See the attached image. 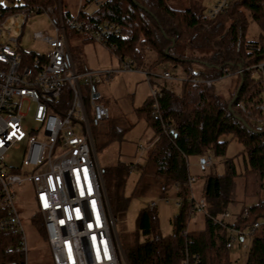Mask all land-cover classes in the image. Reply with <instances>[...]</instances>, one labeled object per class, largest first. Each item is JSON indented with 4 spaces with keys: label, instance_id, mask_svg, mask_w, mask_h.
Wrapping results in <instances>:
<instances>
[{
    "label": "trees",
    "instance_id": "obj_1",
    "mask_svg": "<svg viewBox=\"0 0 264 264\" xmlns=\"http://www.w3.org/2000/svg\"><path fill=\"white\" fill-rule=\"evenodd\" d=\"M6 1L14 4L4 5L0 1L3 8L57 3V0ZM91 1L86 0L81 6L79 17L94 25L104 21L118 25L120 35L110 37L109 41L115 45L110 51L120 61L126 59L145 71L150 80L152 73L158 77L157 105L149 95L135 112L149 130L144 161L101 169L110 212L116 219L125 210L124 176L132 166L138 169L135 194L157 187L161 196L173 189L180 199L179 212L172 220L173 231L167 235L158 230L155 206L148 205L139 211L133 240L124 246L128 264H181L185 251L196 255L198 264H239L237 259H231L230 248L226 247L232 230L250 235L242 264H264V198L259 196L264 187V112L251 106L264 99L260 83L250 70H245L235 74L234 89L222 97L213 84L207 86L191 80L219 78L224 68L233 71L264 60V0L233 1L226 12L213 18L197 7L177 8L167 0H95L96 7L87 12L84 7ZM71 16L68 11L63 12L64 19ZM249 21L258 22L261 28L255 39L246 37ZM24 55L29 61L36 54ZM196 62L211 67L214 74L197 75L193 71ZM166 64L177 67L182 79L159 78ZM236 93L230 110L228 103ZM237 101L246 103V111L236 107ZM106 121L111 124V115ZM232 140L242 145L243 169L238 172L230 157L224 160V173L210 171L204 175L201 192L205 201L204 227L186 230L190 212L196 209H192L194 200L190 199L188 156L223 155ZM238 179L242 188L239 197ZM249 197L256 200L246 202ZM230 206H234L233 219H222L219 223ZM32 221L47 240L41 217L34 212ZM140 233L143 241H139ZM13 243L12 235L0 233V264H23L21 254L5 251Z\"/></svg>",
    "mask_w": 264,
    "mask_h": 264
},
{
    "label": "built area",
    "instance_id": "obj_2",
    "mask_svg": "<svg viewBox=\"0 0 264 264\" xmlns=\"http://www.w3.org/2000/svg\"><path fill=\"white\" fill-rule=\"evenodd\" d=\"M233 1L236 0H214L206 15L213 18L226 12ZM59 3L14 8L0 5V233L7 232L14 237V243L6 246L5 251L21 254L26 264L27 239L17 202L21 204L23 199L20 196L16 199L14 185L27 180L33 187L34 212L41 217L53 264H128L124 252L118 253L114 218L95 158L89 112L94 122L108 119L110 113L101 102L96 85L103 77L111 78L113 73L136 68L127 60L121 68L77 71L70 62L67 30L83 33L111 50L115 45L109 39L120 35V27L108 21L94 25L81 19L79 11L66 20ZM38 12L49 15L56 35L34 32V37L48 43L51 51L36 54L28 61L19 51V35H10L8 25L12 16H19L22 23L14 25L20 34L26 18ZM245 70H250L251 76L259 81L264 97V60L233 71L227 68L222 71L224 76ZM146 75L150 80V75ZM159 76L182 79L167 69ZM191 80L211 86L215 78ZM83 85L87 89L85 94ZM151 95L156 106L159 95L156 88L151 87ZM251 106L264 112V99ZM236 107L241 111L247 109L244 101H237ZM28 112H31V127L26 123ZM14 149L21 151V160L15 165L8 164L6 158ZM210 163L209 156L204 158L203 165ZM193 180L189 175V186ZM195 208L205 211L202 197L194 201L192 209ZM222 215L229 213L225 211ZM236 235H240L241 242L245 237L250 239L248 232L232 230L227 248H231ZM181 264H198L197 256L185 251Z\"/></svg>",
    "mask_w": 264,
    "mask_h": 264
},
{
    "label": "rangeland",
    "instance_id": "obj_3",
    "mask_svg": "<svg viewBox=\"0 0 264 264\" xmlns=\"http://www.w3.org/2000/svg\"><path fill=\"white\" fill-rule=\"evenodd\" d=\"M4 5H12L6 0H0ZM86 0H57L63 11H68L74 16L84 5ZM98 2L104 0H97ZM172 6L177 8L197 7L203 13H207L212 6L214 0H167ZM53 4L52 6H55ZM96 7V1L92 0L87 3L84 10L91 12ZM45 12H38L29 15L23 23L20 34L16 31L15 22L19 25L22 19L19 16H12L8 27L10 35L18 37V48L20 52H33L38 55H44L51 51L50 46L41 38L34 37V32L40 31L49 36H55L54 26ZM261 28L256 21H249L246 29V37L255 39L258 37ZM67 40L70 52V62L77 71L85 69H110L121 68L124 59L120 61L118 56L112 53L107 46L100 42L90 40L85 34L67 31ZM168 71L179 76L180 72L177 67L171 64L165 66ZM193 71L197 75L201 73L212 76L214 71L211 67L196 62L193 64ZM160 78V77H159ZM158 77L152 73L149 80L145 71L135 69L130 71H120L113 73L111 78L103 77L96 85L97 90L101 93V102L108 108L111 115V124L108 121L94 122L90 115V133L92 137L95 158L100 169L105 166L117 167L121 164L129 162L142 163L145 154L149 148L146 145L147 135L149 130L145 128L143 118L137 117L136 109L143 105L146 98L151 95V87L156 88ZM237 80V75L228 74L213 81V88L222 97H227L234 89ZM83 93H87L86 87H82ZM26 123L28 127L33 125L31 120V112L26 115ZM141 145V148L139 147ZM148 146V147H147ZM242 145L234 140L229 141L223 155L215 156L208 155L211 158V165L204 166L200 163L201 157L190 155L187 159L189 175L194 177L190 184V197L194 201L201 199V192L204 182V175L207 172L213 171L216 173H224L226 165L225 158H232L235 169L240 172L243 169V156L240 151ZM10 157L6 158L8 164L15 165L21 160L20 150H10ZM205 155L202 158H207ZM25 167L23 166V169ZM138 178V169L132 166L124 176L123 195L127 199L126 207L123 214L117 215L114 219L115 223V239L118 242V253L124 252V246L131 243L135 233V221L139 211L155 203L154 211L157 217L158 230L162 235L170 234L173 231V218L179 212V198L174 195V190L170 189L165 197L160 195L159 188L155 187L149 190L141 191L135 194L133 188ZM17 190L16 199L19 196L23 199L22 203L18 202L21 212L23 229L27 239V252L25 255L26 264H53L50 246L45 238L38 232L36 225L32 221L35 204L33 202V187L32 184L25 180L14 185ZM240 179L236 186L238 197L241 194ZM260 198H264V187L260 191ZM241 198V197H240ZM256 197H249L245 201L253 202ZM234 207V206H233ZM233 207H228V216H223L225 221L233 219ZM238 208V207H237ZM235 210V209H234ZM204 227V211L197 208L190 212L186 222V230L200 229ZM144 236L139 234V241H143ZM248 237H245L242 242L237 239L232 242L230 248L231 259H237L239 264L246 260L247 251L249 248ZM247 245V246H245Z\"/></svg>",
    "mask_w": 264,
    "mask_h": 264
},
{
    "label": "water",
    "instance_id": "obj_4",
    "mask_svg": "<svg viewBox=\"0 0 264 264\" xmlns=\"http://www.w3.org/2000/svg\"><path fill=\"white\" fill-rule=\"evenodd\" d=\"M240 87H241V83H240V85H239V87H238V89H237V93H238ZM237 93L234 95V97H233V98L229 101V103H228V108H229L230 110H232L231 105H232V102L234 101V99H235ZM203 162H204V158H201V159H200V163H201L202 165H203ZM113 227H114V230H115V226H114V225H113Z\"/></svg>",
    "mask_w": 264,
    "mask_h": 264
},
{
    "label": "crops",
    "instance_id": "obj_5",
    "mask_svg": "<svg viewBox=\"0 0 264 264\" xmlns=\"http://www.w3.org/2000/svg\"><path fill=\"white\" fill-rule=\"evenodd\" d=\"M67 43H68V40H67ZM68 47H69V45H68ZM69 49V48H68ZM69 54H70V52H69ZM164 69H166L165 67H164ZM168 70V69H167ZM159 76V75H158ZM160 77V76H159ZM160 78H162V77H160ZM162 79H164V78H162ZM109 111V110H108ZM110 113V112H109Z\"/></svg>",
    "mask_w": 264,
    "mask_h": 264
}]
</instances>
